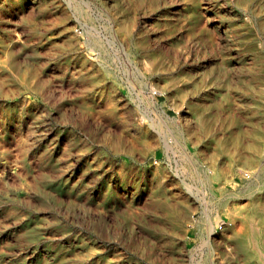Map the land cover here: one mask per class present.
<instances>
[{
    "label": "rangeland",
    "instance_id": "obj_1",
    "mask_svg": "<svg viewBox=\"0 0 264 264\" xmlns=\"http://www.w3.org/2000/svg\"><path fill=\"white\" fill-rule=\"evenodd\" d=\"M45 1L49 5L0 0V264H201V259L212 264V246L190 223V237H182L175 223L183 219L168 204L163 183L152 171L144 172L143 167L156 164L153 152L137 150L146 162L134 160L115 150L113 133L105 136L102 129L105 122L117 126L102 94L110 92L114 105L121 93L129 114L147 102L139 97L140 89L165 74L147 76L119 46L110 47L102 37L109 36L108 20L97 11L91 23L101 28L106 47L105 64L96 75L100 82L87 89L79 82V90L70 92V50L57 35L69 6ZM155 22L146 14L138 19L140 26ZM211 91L208 85L206 92ZM69 92L78 95L70 99ZM194 97L201 102L203 93ZM247 99L241 97L243 105ZM160 100L167 101V95ZM83 102L96 105L98 116L86 115ZM151 116L155 133L176 132L157 111ZM199 155L190 174L183 161H175L180 152L171 158L159 153L174 191L188 194L198 205L193 216L207 233L214 203L208 201ZM7 167L15 169L9 177L4 175ZM136 182L142 195L134 199L140 214L133 216L123 212L121 196L133 194Z\"/></svg>",
    "mask_w": 264,
    "mask_h": 264
},
{
    "label": "bare ground",
    "instance_id": "obj_2",
    "mask_svg": "<svg viewBox=\"0 0 264 264\" xmlns=\"http://www.w3.org/2000/svg\"><path fill=\"white\" fill-rule=\"evenodd\" d=\"M28 1L49 5L45 0ZM50 3L69 6L67 22L57 29V35L61 38L60 45L70 50V92H77L81 83L87 89L100 82L96 75L105 64L106 47L101 41V28L91 23V16L97 11L99 17L108 20L109 36L103 33L102 37L105 36L110 47L119 46L137 70L147 76L154 72L165 74L140 89L139 97H145L147 102L143 108L134 107L129 114L121 93L116 94L114 105L110 92L102 94L107 111L117 122L116 128L105 122L102 129L105 136L113 133L115 150L131 155L134 160L144 163L147 153L153 152L156 164L153 169L143 167L144 172L152 171L163 183L168 204L175 206V216L183 219L175 223L182 237H190L191 224L212 246V264H264L263 0ZM143 14L158 22L140 26L138 19ZM208 85L212 88L210 93L206 92ZM70 92V99L78 95ZM197 92H202L203 97L196 103ZM163 93L167 101L160 100ZM242 96L249 98L245 105ZM82 108L86 115L99 114L97 106L91 103L83 102ZM171 109L176 115H171ZM153 110L164 122L172 124L176 132H166L163 137L158 130L155 133ZM137 150L146 155L135 154ZM176 152H180L175 160L177 165L183 161L190 174H193L191 166L199 160L196 155L202 156L208 201L214 203L207 233L193 216L198 205L190 202L188 194L174 191L169 170L160 160L159 153L171 158ZM12 172L15 169L7 167L4 175L9 177ZM132 193L121 196L125 200L122 210L135 216L140 214V207L134 199L142 195L137 182ZM200 262L206 264L203 259Z\"/></svg>",
    "mask_w": 264,
    "mask_h": 264
}]
</instances>
